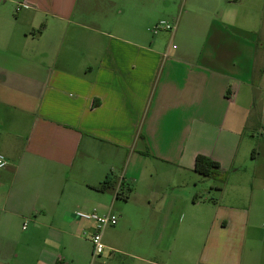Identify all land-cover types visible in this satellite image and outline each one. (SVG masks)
Instances as JSON below:
<instances>
[{"label":"crops","instance_id":"crops-1","mask_svg":"<svg viewBox=\"0 0 264 264\" xmlns=\"http://www.w3.org/2000/svg\"><path fill=\"white\" fill-rule=\"evenodd\" d=\"M0 154V264H168L184 241L196 264H264V0H0ZM121 179L161 215L93 257L76 212L121 209Z\"/></svg>","mask_w":264,"mask_h":264},{"label":"rangeland","instance_id":"rangeland-1","mask_svg":"<svg viewBox=\"0 0 264 264\" xmlns=\"http://www.w3.org/2000/svg\"><path fill=\"white\" fill-rule=\"evenodd\" d=\"M116 174L118 177L121 178V176H123L122 168H120L118 173ZM145 176H146L145 179L148 185H155L158 182V180L159 181L161 180V173L157 169H154V168H151L149 172L146 173ZM121 180H122L121 191H124V189H126L124 193L126 195L127 194L129 195L130 193H128L127 189L132 188V190H134L135 184L131 182V184L128 183L129 185H127L126 183L123 182V179ZM163 189L164 188H159L160 191ZM211 196L212 197L208 198L210 201H212L211 199L213 197L217 198V194H212ZM229 196H230V200L235 199L236 201H239V199L235 198L233 191L231 194H228V198ZM147 198H148L147 192L137 191V192L132 193L131 196L129 195V201L128 199H124V198L117 199L118 208H121V209L115 208L114 212L118 214L120 210L121 213L123 212L125 214V217L123 214L121 217L120 215H118L119 222L115 227L121 226V228H123L124 230L126 237L130 240H133L135 237L140 236L141 228H143L146 225L147 223L146 220H149V217L151 216V212L153 210H155L156 212L154 214L155 219H158V217L161 215L160 209H153V206H150L145 210L140 209V207L138 206L139 205L138 201L142 203V202H145ZM158 199L161 200V196ZM249 200L250 198H248V202ZM259 203L260 205L263 206L264 205L263 199H260ZM167 210H168V217H169L171 214V209H167ZM167 210H165V214H167ZM181 216H182L181 212L177 210V213L173 217V219H176V224H180L179 221H182L184 223L186 222V217L182 218ZM251 221H252V224L256 228L254 229L255 233L258 234V237L261 240H264V209L262 207L251 209ZM113 230H114L113 228L108 227L104 231V236H103L104 242L106 241V238L108 237V235L112 233ZM148 234H149V231H147V236ZM204 245H205V241H202L199 244L194 243L193 245H190L189 242L187 241H184L183 243H180V244L174 242L173 244L174 251L172 252V254L168 253V264H196L195 258H193V262H190L188 260L192 258V256L196 252H201V250H203L204 248Z\"/></svg>","mask_w":264,"mask_h":264},{"label":"built area","instance_id":"built-area-1","mask_svg":"<svg viewBox=\"0 0 264 264\" xmlns=\"http://www.w3.org/2000/svg\"><path fill=\"white\" fill-rule=\"evenodd\" d=\"M241 1V0H232ZM176 29V25L170 23L167 20L158 21L152 28L154 34H158L161 31L172 32ZM7 160L4 155L0 154V168L7 166ZM76 216L79 219L93 221L95 223L94 232L91 236L92 253L93 257H100L109 252V248L105 245L103 240L104 231L108 227H115L119 222V216L115 213L100 214L97 212H76Z\"/></svg>","mask_w":264,"mask_h":264},{"label":"trees","instance_id":"trees-1","mask_svg":"<svg viewBox=\"0 0 264 264\" xmlns=\"http://www.w3.org/2000/svg\"><path fill=\"white\" fill-rule=\"evenodd\" d=\"M194 170L196 173H198L203 177H212L221 183L225 182L227 179V176L222 172L219 163L203 155L197 156ZM115 188L116 187L112 178L108 177L98 187H96V190L100 192H105L107 190H114ZM131 192H132V188H129L128 193ZM117 198L128 199L129 195L128 194L126 195L124 192H117Z\"/></svg>","mask_w":264,"mask_h":264}]
</instances>
